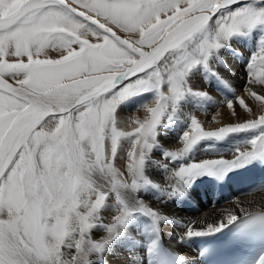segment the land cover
<instances>
[{
	"label": "snow or ice",
	"instance_id": "obj_1",
	"mask_svg": "<svg viewBox=\"0 0 264 264\" xmlns=\"http://www.w3.org/2000/svg\"><path fill=\"white\" fill-rule=\"evenodd\" d=\"M239 2L0 0V264H92L106 243L91 240L100 209L109 197L121 205L108 233L124 223L130 212L125 201L149 183L142 171L148 138L168 103L186 90L188 73L222 40L264 24V7L245 4L207 31L217 12ZM252 61L246 91L264 110V56L259 68ZM149 91L157 95L144 109L150 115L124 124L130 131L118 128V104ZM237 99L248 114L243 122L206 131L193 118L183 147L166 155L176 159L205 137L253 129L261 134L232 160L181 167L177 177L264 154V111L257 116ZM227 107L233 109V101ZM125 137L133 143L118 167ZM139 210L159 219L144 205ZM237 219L228 213L203 229L190 224L187 235L219 231L225 220Z\"/></svg>",
	"mask_w": 264,
	"mask_h": 264
},
{
	"label": "bare ground",
	"instance_id": "obj_2",
	"mask_svg": "<svg viewBox=\"0 0 264 264\" xmlns=\"http://www.w3.org/2000/svg\"><path fill=\"white\" fill-rule=\"evenodd\" d=\"M245 4L264 7V0H240L238 4L221 9L210 20L207 31L214 32L220 17L230 14ZM252 32L261 34L260 44L248 59L252 61L256 57L252 62L259 68L261 56H264V24L243 28L236 34L247 37ZM120 35L123 38L125 34ZM242 36L236 46L240 47V50H242ZM229 39H232V35L222 41L225 43ZM222 44L206 61H201V65L197 64L204 66L209 73L205 78V88L199 87L200 79L188 73L186 90L179 99L168 103L161 121L155 127L152 136L148 138L151 146L145 148L142 171L149 183L142 184L125 201L130 212L124 223L113 233H108L112 217L118 213L121 205L113 202V198L109 197L108 202L100 209L97 222L91 229V240L106 241V243L102 249L94 252L92 264H152L151 249L154 247L155 238L160 235L167 244L184 256L186 264H202L197 257L191 236L187 235L190 224L197 229H203L207 223H217L228 213L239 216L249 211L264 209V177L260 178L259 170L264 166V154L258 155L261 159H255L256 156L231 168L217 167L211 172H201L184 178L175 175L181 167L206 160H232L237 150L245 151L250 148L251 141L261 134V129L239 131L220 138L205 137L176 159L166 155L183 147L181 138L189 130L193 118L198 119L206 131L215 130L229 123L243 122L248 118L237 97L244 99L245 104L251 107L257 116L264 111L260 108L261 102L253 100L246 91L250 62L248 63V59L244 61L231 57L216 60V53L219 55L223 51ZM52 55L55 56L56 53L52 52ZM164 87L166 89L167 85ZM198 92H205L207 95H198ZM229 95L236 96V98L228 97L233 101V109L227 107L225 98ZM156 99L155 91L128 97L127 104H124L126 111L117 110L119 106L115 109V124L118 128L122 125L124 130H132L131 127H124V124L130 125L134 119L144 120L150 115L144 109ZM233 111L239 115L234 116ZM132 143L130 137L121 138L119 141L116 161L118 167L120 159L124 157ZM180 159H183L182 163ZM209 175L219 177L220 182L216 192ZM205 181L207 183H204ZM205 200L202 207L197 209ZM184 202L192 204L198 211L183 210ZM141 205L156 212L159 219L140 211Z\"/></svg>",
	"mask_w": 264,
	"mask_h": 264
},
{
	"label": "rangeland",
	"instance_id": "obj_3",
	"mask_svg": "<svg viewBox=\"0 0 264 264\" xmlns=\"http://www.w3.org/2000/svg\"><path fill=\"white\" fill-rule=\"evenodd\" d=\"M253 34V35H252ZM252 34L248 35L247 37H243L241 34H234L232 35V39H229V40H226L225 43L223 41H221L222 44V48H223V51L221 52V54L218 55V53H216V60L217 59H220V60H224V59H227L228 57H231V58H235V59H241V60H244V61H247L246 59L250 58L251 55H253L254 51L256 50L255 48L257 47V45H259V41H260V33L256 34L254 32H252ZM243 37L242 38V42H241V46H242V50H244V52L242 50H240L241 48L240 47H236L240 37ZM254 36V37H252ZM249 37V38H248ZM258 38V39H257ZM255 39V40H254ZM235 41V42H234ZM250 42V43H248ZM226 47H225V46ZM235 46V47H234ZM234 50V51H233ZM237 50V51H236ZM247 50V51H246ZM234 52V53H233ZM251 53V54H250ZM218 55V56H217ZM250 55V56H249ZM251 61V59H248V63ZM200 65H201V62H200ZM198 66L196 65L194 68L191 69V71L189 72V75H193L196 76V78L199 80V87L201 89H204L205 88V78L208 77L209 73H207L208 71L206 70V68L204 66ZM215 73V72H214ZM203 80V81H202ZM202 85H201V84ZM204 85V86H203ZM243 86V85H242ZM195 87V86H194ZM197 89V87H196ZM229 98H236L235 95H229V96H226L225 100L228 102L230 101ZM205 98V97H204ZM203 98V99H204ZM127 99L123 100L121 103H119V107L117 108V110H120L122 111L124 109L125 110V107H124V104H127L126 102ZM207 102L209 100H206ZM135 106V105H133ZM215 142V141H213ZM215 144V143H214ZM187 158V156H186ZM256 158H259L261 159L259 156H257ZM258 161V160H257ZM180 162L182 163L183 162V159L181 160L180 159ZM261 172H264V171H261ZM246 182V181H245ZM251 183V182H250ZM191 185V183H190ZM243 185L246 186L245 183H243ZM205 201H203L197 209H200L202 207V204L205 203ZM192 204L188 203V202H184L183 203V210L185 211H190V212H196L198 211ZM137 218V217H136ZM138 220V219H137Z\"/></svg>",
	"mask_w": 264,
	"mask_h": 264
}]
</instances>
